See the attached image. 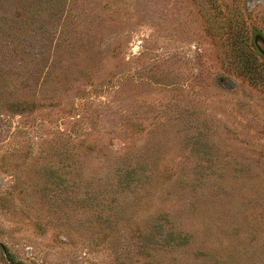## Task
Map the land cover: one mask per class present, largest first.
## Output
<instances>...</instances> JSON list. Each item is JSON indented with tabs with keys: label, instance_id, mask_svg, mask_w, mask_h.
Here are the masks:
<instances>
[{
	"label": "rangeland",
	"instance_id": "rangeland-1",
	"mask_svg": "<svg viewBox=\"0 0 264 264\" xmlns=\"http://www.w3.org/2000/svg\"><path fill=\"white\" fill-rule=\"evenodd\" d=\"M235 42L264 0H0V264H264Z\"/></svg>",
	"mask_w": 264,
	"mask_h": 264
},
{
	"label": "trees",
	"instance_id": "trees-1",
	"mask_svg": "<svg viewBox=\"0 0 264 264\" xmlns=\"http://www.w3.org/2000/svg\"><path fill=\"white\" fill-rule=\"evenodd\" d=\"M252 47L251 46H246L244 44H241L239 42H235L234 43V46H233V52H234V57L236 60H238V63L240 64L241 66V69L242 71L247 75L249 76L250 74H254V75H257L259 74V77H261V73H257L255 74V62H252V60L254 59L252 57V51H251ZM254 61V60H253ZM249 74V75H248ZM253 75V76H254ZM263 77L261 78H264V74H262ZM249 80L252 82V81H255L258 80V79H254L256 77H248ZM259 81L263 82V85H264V79H260Z\"/></svg>",
	"mask_w": 264,
	"mask_h": 264
},
{
	"label": "water",
	"instance_id": "water-1",
	"mask_svg": "<svg viewBox=\"0 0 264 264\" xmlns=\"http://www.w3.org/2000/svg\"><path fill=\"white\" fill-rule=\"evenodd\" d=\"M0 250H3V246L0 244Z\"/></svg>",
	"mask_w": 264,
	"mask_h": 264
}]
</instances>
